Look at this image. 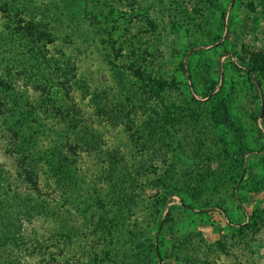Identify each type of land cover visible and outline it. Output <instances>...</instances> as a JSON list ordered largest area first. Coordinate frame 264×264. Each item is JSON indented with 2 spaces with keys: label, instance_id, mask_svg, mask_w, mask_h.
<instances>
[{
  "label": "rangeland",
  "instance_id": "obj_1",
  "mask_svg": "<svg viewBox=\"0 0 264 264\" xmlns=\"http://www.w3.org/2000/svg\"><path fill=\"white\" fill-rule=\"evenodd\" d=\"M0 264H264V0H0Z\"/></svg>",
  "mask_w": 264,
  "mask_h": 264
},
{
  "label": "trees",
  "instance_id": "obj_2",
  "mask_svg": "<svg viewBox=\"0 0 264 264\" xmlns=\"http://www.w3.org/2000/svg\"><path fill=\"white\" fill-rule=\"evenodd\" d=\"M224 16L225 14L222 13L221 15V19H222V22L224 20ZM256 70H259V69H256ZM221 104L220 103H216L214 106H212V117L214 118V120L217 118L218 120L220 119L222 122L225 121L227 124H228V121L226 120L225 115H227V109L223 106V110L221 108ZM217 114V115H216ZM223 114V115H222ZM255 121V119H253ZM232 130L238 132L240 129H233L232 127H230ZM27 172V171H26Z\"/></svg>",
  "mask_w": 264,
  "mask_h": 264
}]
</instances>
